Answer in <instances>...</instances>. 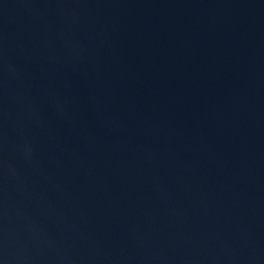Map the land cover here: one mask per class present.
Masks as SVG:
<instances>
[{
  "label": "water",
  "instance_id": "water-1",
  "mask_svg": "<svg viewBox=\"0 0 264 264\" xmlns=\"http://www.w3.org/2000/svg\"><path fill=\"white\" fill-rule=\"evenodd\" d=\"M0 264H264V0H0Z\"/></svg>",
  "mask_w": 264,
  "mask_h": 264
}]
</instances>
